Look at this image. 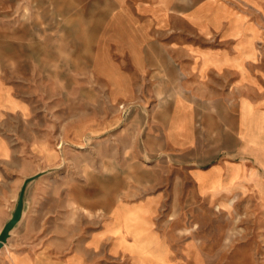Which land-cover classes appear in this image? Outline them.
I'll return each instance as SVG.
<instances>
[{
  "label": "crops",
  "instance_id": "1",
  "mask_svg": "<svg viewBox=\"0 0 264 264\" xmlns=\"http://www.w3.org/2000/svg\"><path fill=\"white\" fill-rule=\"evenodd\" d=\"M238 1L251 11L264 4L0 0L1 38H28L30 22L38 23L37 36L55 37L59 24L68 23L64 35L82 39L94 76L111 96L138 87L134 100L147 105L136 113L134 151L155 159L152 167L171 166L191 184L183 193L182 214H200L204 229L246 231L227 253L222 233L212 241L177 236L178 208L162 201L174 191L157 190L104 206L96 232L88 215L93 207H84L90 225L79 237L70 214L62 217L29 199L42 191L46 169L60 165L62 155L84 137H93V121L80 123L76 114L61 110L51 111L55 120H47L45 109L33 108L24 78L0 72V230L24 180L31 178L21 219L0 247V264H264V45H255L264 39V25L257 23H264V13L240 11ZM29 7L36 10L26 12ZM46 22L55 26L47 31ZM61 140L65 145L58 148ZM191 199L200 204L191 206ZM209 215H228L229 221L210 226L203 219ZM133 228L141 231L137 238Z\"/></svg>",
  "mask_w": 264,
  "mask_h": 264
},
{
  "label": "rangeland",
  "instance_id": "2",
  "mask_svg": "<svg viewBox=\"0 0 264 264\" xmlns=\"http://www.w3.org/2000/svg\"><path fill=\"white\" fill-rule=\"evenodd\" d=\"M260 1L264 3V0ZM236 8L240 11L248 9L239 1L236 2ZM28 10L31 13L36 8H26V12ZM247 11L264 13V4L254 5L252 11ZM257 23L264 25L259 21ZM30 24L28 38L0 37V72H7L17 81L24 78L23 83L29 87L33 108L45 109L47 120H55L51 111L61 110L76 114L80 123L92 120L94 124L93 137H84L81 143L62 155L60 165L46 169L45 173L50 174L41 187L42 191L29 199L30 205L53 207L62 217L70 214L80 237L85 233V226L90 225L89 222L86 224L82 214L84 207H93L88 215L94 217L93 229L96 232L101 227L104 206H112L117 201H134L157 190H173L174 197L163 198L162 201H172L178 208L174 216L175 225L179 227L174 231L177 236L203 235L207 241H212L217 234L222 233L227 242L225 253L229 252L230 245L244 240V230L219 232L212 228L204 229L199 227L200 214H182L181 207L187 204L183 193L191 188V184L181 180L171 166L159 164L152 167L150 165L155 159L136 155L134 147L139 127L137 123L140 121L136 113L147 105L134 100L139 94L138 87L129 86L127 95L111 96L108 87L94 76L90 55L86 54L82 39L64 35L69 32H63V26L68 23L59 24L58 30L61 32H57L59 36L55 37L37 36L38 23ZM49 24L54 25L46 22L47 31L51 28ZM255 45H264V39L255 41ZM77 64L79 68L75 67ZM103 123L106 124L104 128L101 127ZM62 142L56 144L58 148L65 145ZM198 204L200 202L191 199V206ZM227 216L214 218L209 215L201 218L209 222L210 226L213 222L224 226L229 221ZM182 221L186 227L189 225L194 228L181 229ZM126 229L129 230L128 227ZM131 230L134 238L141 232L137 228Z\"/></svg>",
  "mask_w": 264,
  "mask_h": 264
},
{
  "label": "water",
  "instance_id": "3",
  "mask_svg": "<svg viewBox=\"0 0 264 264\" xmlns=\"http://www.w3.org/2000/svg\"><path fill=\"white\" fill-rule=\"evenodd\" d=\"M30 179L31 178H27L24 180L22 187L20 189L18 199L16 201L15 208L12 212V215L10 219L3 225V227L0 230V247L6 242L7 238L10 235L11 230L14 228L17 222L21 219L22 212H23V206H24V191Z\"/></svg>",
  "mask_w": 264,
  "mask_h": 264
}]
</instances>
